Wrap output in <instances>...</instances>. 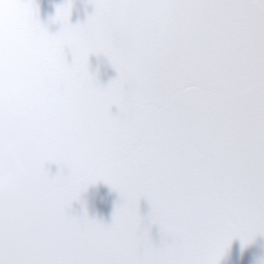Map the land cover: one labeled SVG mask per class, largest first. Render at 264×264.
Masks as SVG:
<instances>
[{
    "label": "snow or ice",
    "instance_id": "6c2138e0",
    "mask_svg": "<svg viewBox=\"0 0 264 264\" xmlns=\"http://www.w3.org/2000/svg\"><path fill=\"white\" fill-rule=\"evenodd\" d=\"M89 3L74 24L73 0L48 22L37 0H0V121L46 189L11 194L35 228L0 193V264H221L264 235V0ZM94 54L118 73L107 84ZM100 181L121 196L111 224L74 210Z\"/></svg>",
    "mask_w": 264,
    "mask_h": 264
},
{
    "label": "water",
    "instance_id": "95a60500",
    "mask_svg": "<svg viewBox=\"0 0 264 264\" xmlns=\"http://www.w3.org/2000/svg\"><path fill=\"white\" fill-rule=\"evenodd\" d=\"M64 2L65 0H37L41 19L48 22L51 17L55 16L57 5ZM73 4L71 20L74 24L87 20L89 13L94 10L89 0H73ZM59 27L58 24L53 23L50 25V30L55 32L59 30ZM69 59H71V56H69ZM90 64L94 72L98 70L99 78L105 84L118 75L104 55H92ZM117 111L119 109L114 106L113 112ZM13 127V123L8 118L0 121V184H3L0 193L7 196L4 203V213L6 216L15 217L25 228H35L37 227L36 221L26 214L24 206L18 205L11 194L27 186L32 193L43 198L46 195V189L40 184L29 180V176L33 171L31 163L32 149L21 134L12 131ZM50 167L53 173L59 171L58 165H51ZM120 200L121 196L118 191L100 181L91 185L83 193L82 201L74 204V210L79 214L86 207L91 217L111 224L117 202ZM27 208L31 212H37L40 210V205L38 202L30 200L27 203ZM140 208L141 212L147 216L151 211V204L147 199H144L140 203ZM152 236L157 242L160 241L161 233L158 226L153 227ZM262 258H264V235L257 236L247 246H244L242 241L237 238L222 258L221 264H259Z\"/></svg>",
    "mask_w": 264,
    "mask_h": 264
},
{
    "label": "clouds",
    "instance_id": "9594fccd",
    "mask_svg": "<svg viewBox=\"0 0 264 264\" xmlns=\"http://www.w3.org/2000/svg\"><path fill=\"white\" fill-rule=\"evenodd\" d=\"M2 188H3V184H0V189H2ZM28 242L48 244V243H51L52 241H50L49 238L44 237V236L32 237V238H30L29 241H24V240L19 241V243H21V244L28 243ZM55 243L59 245L60 241L57 240V241H55Z\"/></svg>",
    "mask_w": 264,
    "mask_h": 264
}]
</instances>
